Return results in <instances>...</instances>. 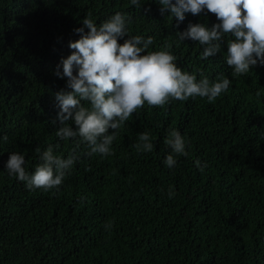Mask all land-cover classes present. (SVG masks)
Wrapping results in <instances>:
<instances>
[{"label": "trees", "instance_id": "obj_1", "mask_svg": "<svg viewBox=\"0 0 264 264\" xmlns=\"http://www.w3.org/2000/svg\"><path fill=\"white\" fill-rule=\"evenodd\" d=\"M140 4L0 0V264H264V66L233 77L227 35L204 60L198 41L179 42L189 24L210 29L220 22L207 9L181 22L162 13L159 0ZM89 11L97 25L126 14L128 35L153 37V51L171 42L178 67L198 80L224 75L232 81L228 91L213 103L193 97L145 104L118 130L113 155H88L80 137L61 140L55 96L70 89L55 73L58 65L63 72L61 59L72 54L69 45L81 35L75 29ZM172 129L188 156L165 143ZM146 131L153 150L138 152ZM49 145L63 158L75 149L77 157L59 190H30L8 174L11 153L23 154L32 174ZM169 154L177 161L171 168Z\"/></svg>", "mask_w": 264, "mask_h": 264}, {"label": "clouds", "instance_id": "obj_2", "mask_svg": "<svg viewBox=\"0 0 264 264\" xmlns=\"http://www.w3.org/2000/svg\"><path fill=\"white\" fill-rule=\"evenodd\" d=\"M159 3L163 6L162 13L168 10L181 22L186 13L198 15L205 9L216 15L220 22L210 29L203 24H189L186 31L177 33L179 42L191 39L203 46L200 59L218 53L227 35L231 38L227 40L225 60L233 69V77L247 75L258 64L264 66V0H159ZM131 4L137 9L141 7L140 0H131ZM130 24L129 16L116 12L97 25L89 11L83 27L75 29L81 35L69 45L72 54L61 59L62 73L60 65L57 66L55 74L60 78L67 77L70 91L62 89L55 96L60 109L57 120L61 125L56 135L61 140L80 137L90 148L88 155H113L111 145L118 130L145 104L163 107L172 100L184 102L193 97L207 98L213 103L232 83L224 75L215 81L207 77L198 80L195 73L177 66L171 42L164 43L160 50H150L154 38L128 35ZM126 35L129 38L123 44L119 43ZM82 101L88 102L89 106ZM69 121L76 127L73 128ZM56 122L52 121L53 124ZM3 140L7 141L8 137L5 135ZM165 143L175 154L189 155L178 130H170ZM76 146L79 147V142ZM134 147L138 152H151L154 145L150 134L147 131L139 134V143ZM36 151L40 153L39 148ZM74 152L75 149L63 158L54 154L53 146L49 145L40 153L42 163L32 174L24 167L25 156L14 152L9 156L6 169L10 176L26 182L30 190H59L77 159ZM164 162L171 168L177 161L169 154ZM196 164L201 167L200 161ZM168 195L169 198L175 195L171 188Z\"/></svg>", "mask_w": 264, "mask_h": 264}]
</instances>
